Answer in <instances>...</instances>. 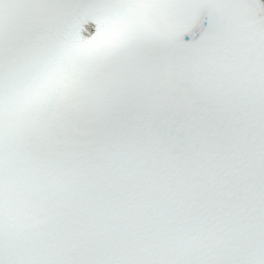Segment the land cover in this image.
Listing matches in <instances>:
<instances>
[{"label": "snow or ice", "instance_id": "6c2138e0", "mask_svg": "<svg viewBox=\"0 0 264 264\" xmlns=\"http://www.w3.org/2000/svg\"><path fill=\"white\" fill-rule=\"evenodd\" d=\"M0 264H264V0H0Z\"/></svg>", "mask_w": 264, "mask_h": 264}]
</instances>
